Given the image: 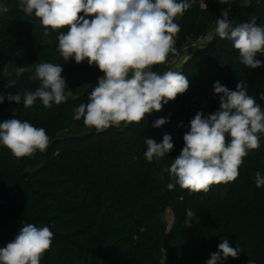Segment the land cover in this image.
<instances>
[{
	"label": "trees",
	"instance_id": "obj_1",
	"mask_svg": "<svg viewBox=\"0 0 264 264\" xmlns=\"http://www.w3.org/2000/svg\"><path fill=\"white\" fill-rule=\"evenodd\" d=\"M4 1L0 72L4 64L11 70L58 63L71 95L51 108L39 100L30 108H24L23 102L0 104V122L27 120L44 128L53 140L46 151L19 160L0 145V247L13 240L24 224L32 223L54 233L40 264H206L223 239L233 248L238 245L241 252L219 264H264V186L255 184V173L264 175V137L260 148L243 158L235 181L213 184L207 192H190L179 185L169 190L175 178L167 171L184 147L183 136L195 114L202 111L207 116L219 109L216 81L233 91L244 82L248 94L264 109V63L245 68L231 41L214 32L225 9L233 26L252 18L264 26V0L230 6L219 0H194L174 19L180 26L174 37L176 53H169L164 64L152 66L160 73L182 72L189 80L188 90L140 123L102 130L86 127L83 119L73 116L80 104L88 103L104 73L87 61L65 62L57 51L58 31L45 37L40 20L26 15L20 0ZM256 59L264 62V55ZM32 74L0 79V83L7 79L0 93L7 99L8 93L34 91L39 81L30 80ZM10 79H16V86H7ZM158 118L168 122L154 128ZM164 134L171 135L174 150L148 162L146 137L160 143Z\"/></svg>",
	"mask_w": 264,
	"mask_h": 264
},
{
	"label": "clouds",
	"instance_id": "obj_2",
	"mask_svg": "<svg viewBox=\"0 0 264 264\" xmlns=\"http://www.w3.org/2000/svg\"><path fill=\"white\" fill-rule=\"evenodd\" d=\"M194 0H20L19 7L26 15L40 20L43 35L58 31L57 51L65 62L74 59L77 64L87 61L104 73L88 97V103L75 109L74 120L83 119L86 127L102 130L111 126L140 123L153 111H162L163 105L185 93L190 84L182 72L163 73L150 70L164 64L169 53H176L174 37L180 31L174 19L182 16ZM236 0H219L221 4ZM245 5L249 0H241ZM206 7V4H205ZM83 13V15H80ZM228 10L216 19L215 35L231 41L245 68L262 65L257 55H264V26L252 18L233 26ZM90 17V19H89ZM67 31H60L62 29ZM4 64L0 79L25 73L39 81L34 91L21 95L8 93L7 100L24 108L38 100L45 108L67 101L71 91L62 76L58 63L40 62L25 66ZM131 73V75H129ZM16 79L8 80V87L16 86ZM219 96V109L204 115L199 111L190 121V129L183 136L184 147L173 159L169 174L176 185L190 192H207L211 185L233 182L239 176V167L249 150H257L264 137V109L248 94L244 82L230 90L219 81L213 84ZM264 99V94H261ZM5 95L0 93V104ZM158 118L153 127L167 123ZM50 137L44 128H37L27 120L9 118L0 122V145L10 150L18 160L44 152ZM144 156L148 162L165 157L174 150L169 134L162 142L145 139ZM256 186H264V175L255 173ZM193 212L187 210V217ZM54 233L49 227L24 224L15 238L0 247V264H40L42 256L51 248ZM241 252L227 239L210 254L206 264H219L229 257L236 259ZM252 264V262H250Z\"/></svg>",
	"mask_w": 264,
	"mask_h": 264
},
{
	"label": "water",
	"instance_id": "obj_3",
	"mask_svg": "<svg viewBox=\"0 0 264 264\" xmlns=\"http://www.w3.org/2000/svg\"><path fill=\"white\" fill-rule=\"evenodd\" d=\"M7 9V4H6V2L4 1V0H0V10H6ZM7 79H4V80H2L1 81V83H0V88L2 87V85L5 83V81H6ZM7 102H9L7 99H5L4 100V102L3 103H7ZM2 103V104H3ZM53 142V140L52 141H50V144ZM49 144V145H50ZM164 249H168V243H167V240H165V246H164Z\"/></svg>",
	"mask_w": 264,
	"mask_h": 264
},
{
	"label": "rangeland",
	"instance_id": "obj_4",
	"mask_svg": "<svg viewBox=\"0 0 264 264\" xmlns=\"http://www.w3.org/2000/svg\"><path fill=\"white\" fill-rule=\"evenodd\" d=\"M237 3H241V0H236V2L235 3H231V5H234V4H237ZM167 219H168L169 225H172V223H173V215H172L170 210L167 211Z\"/></svg>",
	"mask_w": 264,
	"mask_h": 264
},
{
	"label": "built area",
	"instance_id": "obj_5",
	"mask_svg": "<svg viewBox=\"0 0 264 264\" xmlns=\"http://www.w3.org/2000/svg\"><path fill=\"white\" fill-rule=\"evenodd\" d=\"M229 6H230V4H229ZM172 61H173V59L169 62V65H171L172 64Z\"/></svg>",
	"mask_w": 264,
	"mask_h": 264
},
{
	"label": "crops",
	"instance_id": "obj_6",
	"mask_svg": "<svg viewBox=\"0 0 264 264\" xmlns=\"http://www.w3.org/2000/svg\"><path fill=\"white\" fill-rule=\"evenodd\" d=\"M150 70H152V67H151V69Z\"/></svg>",
	"mask_w": 264,
	"mask_h": 264
}]
</instances>
